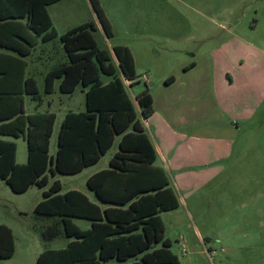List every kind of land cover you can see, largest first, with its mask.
Here are the masks:
<instances>
[{"label": "trees", "instance_id": "16d2710c", "mask_svg": "<svg viewBox=\"0 0 264 264\" xmlns=\"http://www.w3.org/2000/svg\"><path fill=\"white\" fill-rule=\"evenodd\" d=\"M56 1L0 0V179L17 193L32 185L45 187L47 171L51 177L78 173L99 161L115 137L120 138L108 167L86 179L99 203L77 189L62 193L58 178L42 191L33 212L51 222L40 229L41 239L52 240L63 230L71 240L64 247L39 251L36 264H102L110 259L119 264H180L160 216L177 207L179 200L165 171L154 164L156 150L142 122L153 112L149 88L130 96L127 85L138 75L129 47L114 45L113 61L110 51L97 44L92 21L58 35L47 9ZM90 2L104 34L111 37L99 0ZM57 36L67 62L46 72L43 92L52 93L56 79L61 93H72L80 85L85 88V109L65 114L51 156L56 114L26 113L25 95L36 101V108L42 100L36 79L26 75V57L39 41ZM3 136H23L24 163L16 160L15 142ZM74 218L87 219L90 226L81 228ZM13 253L12 229L0 223V260Z\"/></svg>", "mask_w": 264, "mask_h": 264}, {"label": "rangeland", "instance_id": "374dc122", "mask_svg": "<svg viewBox=\"0 0 264 264\" xmlns=\"http://www.w3.org/2000/svg\"><path fill=\"white\" fill-rule=\"evenodd\" d=\"M112 32L119 41L141 45L136 50L135 68L138 78L147 76V70H141L146 62L154 65L157 77L170 71V67L179 63L181 59L189 58V54L206 46V42L199 41L208 32L216 28L213 21L231 19L239 28L259 22L256 28L248 32L251 44H258L264 49V0H99ZM208 5V6H207ZM233 7V10L227 8ZM53 26L58 28L64 22L91 21L97 22L90 0H60L47 7ZM229 11V13H227ZM183 20H187L185 23ZM143 23H147L144 30ZM147 31V32H146ZM100 46L110 47L118 41L115 37H107L101 29L94 32ZM141 38L142 41L133 39ZM128 39V40H127ZM46 44L49 57L45 64H52L53 58L59 59L62 51L59 49V39L55 38ZM148 46V48L146 47ZM193 49H190V48ZM39 45L27 59L40 67L35 58ZM0 50H3L0 48ZM155 52V53H154ZM112 60L115 61L111 54ZM34 61V62H33ZM253 67L257 64L261 70L257 88H253L251 97L256 99L264 96V57L260 54L252 55ZM34 63V64H33ZM37 71V70H36ZM37 77L40 74L37 72ZM168 75V74H167ZM108 81L107 76H103ZM138 83L144 86L140 80ZM134 83L132 86L138 84ZM164 84L151 88L153 94L161 97ZM78 85L69 97L54 86V91L40 94L46 97L41 110L49 109L56 114L51 136L49 154L55 152V141L61 120L68 109L84 110L85 92ZM133 98L135 88H128ZM150 91V88H149ZM47 101H50L48 106ZM26 112L33 111V102L25 95ZM238 152L234 154L237 168L222 174L220 178L186 199L189 210L185 206L160 214L164 226L165 236L171 241V250L178 256L181 264H264V102L256 115L239 125ZM3 138L12 140L16 144V160L25 162L26 142L23 136ZM119 136H116L112 147L100 161L107 165V159L117 149ZM23 154V156L21 155ZM242 155L239 160L236 158ZM23 157V158H22ZM238 160V161H237ZM21 161V162H20ZM227 173V172H224ZM45 187L30 186L26 191L17 193L0 179V223L12 229L14 236V253L10 258L1 259L0 264H36V255L45 248L64 247L71 237H66L63 230L54 239L45 241L40 237V229L47 225V218L36 215L33 207L38 199H42V191L47 189L53 179L58 178L62 184L61 192L68 189L85 190L86 173L75 174L58 173L51 177ZM230 177V178H229ZM172 188L177 197L184 196L182 188H175L170 178ZM175 188V189H174ZM260 208V211L256 209ZM81 228L87 226L86 220L77 221ZM201 238V239H200ZM183 247L186 252L183 253ZM215 251L210 260L205 250ZM109 260L102 264H115Z\"/></svg>", "mask_w": 264, "mask_h": 264}, {"label": "crops", "instance_id": "0c3cea01", "mask_svg": "<svg viewBox=\"0 0 264 264\" xmlns=\"http://www.w3.org/2000/svg\"><path fill=\"white\" fill-rule=\"evenodd\" d=\"M57 2L52 3V5ZM231 9L233 10V7L227 8V10ZM87 21L85 19V21H78L76 23L64 22L61 27L58 28L56 25L54 27L58 35H60L68 29ZM91 21L95 25L93 35L98 29H101L104 34L100 22L98 20L95 22L92 19ZM186 21L183 20L182 22L185 23ZM213 23L216 27L214 31L208 32L203 39L199 37V41L206 42L204 48L193 51L189 54L188 59H181L179 63H176L174 68L170 67V71H166L160 77L155 75V67L151 62L141 63L143 64L141 70H147V76L145 79L143 75L140 78L137 76L134 83L142 80L144 86L140 83L134 86H132L134 83L128 85V88L136 89L134 96L143 91L145 87L150 88L153 112L150 116L143 119L142 122L156 150L154 164L165 171L171 187L173 186L170 178L175 188H182L184 190V196L178 195L179 203L175 207L177 209L185 206L189 210L186 199L191 200L190 206L193 208L191 197L194 193L211 182L216 181L222 174L229 175V172L237 168L234 154L239 149V125L241 122L248 121L254 117L260 105L264 102V96L259 99H256L254 96L251 97L252 92H254L253 88H257L259 72L261 71L257 64L253 67L251 62L252 55L257 56L260 54L264 57V49L258 44H251L247 37L248 32L256 28L259 22L245 25L243 28H239V25L229 18L222 21L214 20ZM146 24L143 23L144 30H146ZM112 37L118 40L114 31ZM55 38L59 39L58 36ZM133 40L135 42L142 41L141 38ZM47 42L39 41L31 51L32 53L36 46L39 45L38 55L34 59L35 62L39 63V69L34 63V66L30 67L31 62L26 57V75L36 79L39 92L40 89L44 90L46 72L53 67L67 62L66 52L59 40V49L62 51V54L59 55V59H55V57L52 59L54 63L45 64L46 57H49ZM118 44L129 47L134 59V68H136L138 63L136 60V50L142 47L141 45L143 44L136 45L130 44L128 41L121 42L118 40L112 43L110 47L98 45L101 48L109 50L116 60L112 47ZM146 47L148 48V46ZM190 49L193 48L191 47ZM37 72L40 74L39 77L36 75ZM126 84H129V82L127 81ZM158 84H164L165 86L161 97L154 95L151 90L152 87H157ZM55 85L58 87L59 79L55 80ZM82 91L85 92V88ZM73 92L63 94L71 97ZM41 98V104L36 108V101L30 97L33 102V111L26 113H32L35 110L51 111L49 109H40L46 97L42 96ZM47 103L50 106V101H47ZM68 111L73 110L68 109L65 114ZM57 135L55 152L51 156H54L56 153ZM50 145L51 137L49 149ZM106 153L101 156L99 161L80 171L81 173H86L85 190H77L82 191L90 200L97 203H99V200L93 191L88 189L86 179L97 171L108 167L109 159L112 155L108 157L107 165L100 164ZM21 155L23 156V154ZM236 158L239 160L240 165V159L243 158L242 155H238ZM26 159L27 152L25 150V161ZM256 210L260 211L261 209L257 208ZM47 219L46 224L51 222V218ZM73 220L77 224V221L86 220L88 224L83 228L90 226V221L87 219L74 218Z\"/></svg>", "mask_w": 264, "mask_h": 264}, {"label": "built area", "instance_id": "2783aa9c", "mask_svg": "<svg viewBox=\"0 0 264 264\" xmlns=\"http://www.w3.org/2000/svg\"><path fill=\"white\" fill-rule=\"evenodd\" d=\"M143 78L145 79V78H146V75H143ZM126 82H127V81H126ZM182 252H183V253L186 252V249H185L184 247H183V249H182ZM205 252H206V254L208 255V257H209L210 260L212 259L213 255H214V253H215L214 250H213V251H210V250H208V249H206Z\"/></svg>", "mask_w": 264, "mask_h": 264}]
</instances>
